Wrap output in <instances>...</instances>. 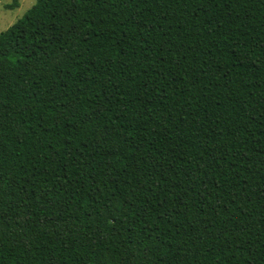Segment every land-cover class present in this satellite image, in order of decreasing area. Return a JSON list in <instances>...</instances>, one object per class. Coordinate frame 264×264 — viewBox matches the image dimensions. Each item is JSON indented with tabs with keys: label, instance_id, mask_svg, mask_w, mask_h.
<instances>
[{
	"label": "trees",
	"instance_id": "obj_1",
	"mask_svg": "<svg viewBox=\"0 0 264 264\" xmlns=\"http://www.w3.org/2000/svg\"><path fill=\"white\" fill-rule=\"evenodd\" d=\"M0 264H264V0H35L0 32Z\"/></svg>",
	"mask_w": 264,
	"mask_h": 264
},
{
	"label": "rangeland",
	"instance_id": "obj_2",
	"mask_svg": "<svg viewBox=\"0 0 264 264\" xmlns=\"http://www.w3.org/2000/svg\"><path fill=\"white\" fill-rule=\"evenodd\" d=\"M11 2L12 0H0V32L5 31L21 19L35 3V0H18V7L7 8L6 6Z\"/></svg>",
	"mask_w": 264,
	"mask_h": 264
}]
</instances>
